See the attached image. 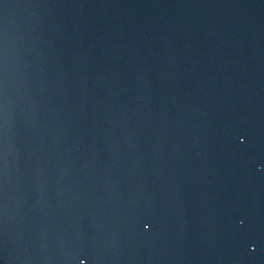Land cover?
Here are the masks:
<instances>
[{"label":"water","instance_id":"1","mask_svg":"<svg viewBox=\"0 0 264 264\" xmlns=\"http://www.w3.org/2000/svg\"><path fill=\"white\" fill-rule=\"evenodd\" d=\"M81 261L264 264V0H0V262Z\"/></svg>","mask_w":264,"mask_h":264},{"label":"snow or ice","instance_id":"2","mask_svg":"<svg viewBox=\"0 0 264 264\" xmlns=\"http://www.w3.org/2000/svg\"><path fill=\"white\" fill-rule=\"evenodd\" d=\"M5 6H6V5H5ZM0 264H2V262H0ZM80 264H83V261H81Z\"/></svg>","mask_w":264,"mask_h":264}]
</instances>
